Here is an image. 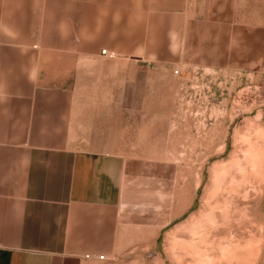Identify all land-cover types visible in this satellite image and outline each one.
Instances as JSON below:
<instances>
[{
    "label": "rangeland",
    "instance_id": "374dc122",
    "mask_svg": "<svg viewBox=\"0 0 264 264\" xmlns=\"http://www.w3.org/2000/svg\"><path fill=\"white\" fill-rule=\"evenodd\" d=\"M177 4L129 1L139 41L116 34L100 45L115 59L81 62L79 127L57 140L123 166L95 264H264V0H231L204 49L169 40Z\"/></svg>",
    "mask_w": 264,
    "mask_h": 264
},
{
    "label": "crops",
    "instance_id": "0c3cea01",
    "mask_svg": "<svg viewBox=\"0 0 264 264\" xmlns=\"http://www.w3.org/2000/svg\"><path fill=\"white\" fill-rule=\"evenodd\" d=\"M129 1L0 0V264H95L84 256L117 239L122 163L57 139L79 127L83 58L142 31L129 28ZM173 9L183 28L176 36L174 19L169 40L197 49L233 17L231 0Z\"/></svg>",
    "mask_w": 264,
    "mask_h": 264
},
{
    "label": "built area",
    "instance_id": "2783aa9c",
    "mask_svg": "<svg viewBox=\"0 0 264 264\" xmlns=\"http://www.w3.org/2000/svg\"><path fill=\"white\" fill-rule=\"evenodd\" d=\"M100 55L108 60L115 59L116 55L113 52H109L106 49L101 50ZM86 260H97V261H103L105 260L104 254H86L84 256Z\"/></svg>",
    "mask_w": 264,
    "mask_h": 264
}]
</instances>
